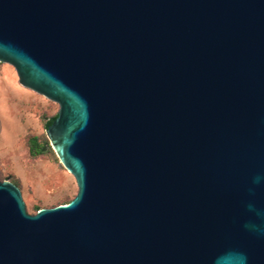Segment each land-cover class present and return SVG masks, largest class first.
I'll use <instances>...</instances> for the list:
<instances>
[{"label": "water", "instance_id": "obj_1", "mask_svg": "<svg viewBox=\"0 0 264 264\" xmlns=\"http://www.w3.org/2000/svg\"><path fill=\"white\" fill-rule=\"evenodd\" d=\"M2 61L78 190L0 181V264H264V0H0Z\"/></svg>", "mask_w": 264, "mask_h": 264}, {"label": "rangeland", "instance_id": "obj_2", "mask_svg": "<svg viewBox=\"0 0 264 264\" xmlns=\"http://www.w3.org/2000/svg\"><path fill=\"white\" fill-rule=\"evenodd\" d=\"M58 110L57 102L22 86L13 65L0 62V181L18 182L31 214L34 205L42 208L65 203L78 190L74 176L54 150L57 160L28 154L27 137L46 136L44 121Z\"/></svg>", "mask_w": 264, "mask_h": 264}, {"label": "trees", "instance_id": "obj_3", "mask_svg": "<svg viewBox=\"0 0 264 264\" xmlns=\"http://www.w3.org/2000/svg\"><path fill=\"white\" fill-rule=\"evenodd\" d=\"M56 117H57V113L48 117L44 121V127L46 128L49 124H51ZM27 147H28V154L31 158L52 157L54 160H57L54 151L50 146L49 140L44 134L29 135L27 137ZM12 182L18 186V182L16 180H12ZM38 209L39 207L37 205L33 206L34 213Z\"/></svg>", "mask_w": 264, "mask_h": 264}]
</instances>
